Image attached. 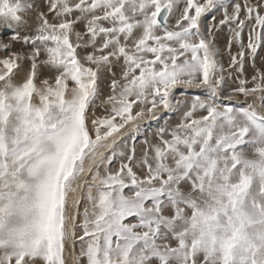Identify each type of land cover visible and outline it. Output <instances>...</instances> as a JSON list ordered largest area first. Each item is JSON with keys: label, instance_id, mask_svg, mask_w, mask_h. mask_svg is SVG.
<instances>
[{"label": "snow or ice", "instance_id": "obj_1", "mask_svg": "<svg viewBox=\"0 0 264 264\" xmlns=\"http://www.w3.org/2000/svg\"><path fill=\"white\" fill-rule=\"evenodd\" d=\"M262 50L264 0H0V264H264Z\"/></svg>", "mask_w": 264, "mask_h": 264}, {"label": "rangeland", "instance_id": "obj_2", "mask_svg": "<svg viewBox=\"0 0 264 264\" xmlns=\"http://www.w3.org/2000/svg\"><path fill=\"white\" fill-rule=\"evenodd\" d=\"M41 2H42V0H35V3H37V4H41ZM9 31L10 30H4L3 31V33H2V35H3V37H5L6 35L8 36L9 34H7V33H9ZM31 33V29H29L28 31H26L25 32V34H30ZM226 35H227V29L225 28L223 31H222V33L220 34V39H219V41H218V43L221 45V48L223 49L224 48V46H225V44H226V39H225V37H226ZM7 36L5 37V38H7ZM246 38H247V30H245V41H246ZM22 48V45L21 44H16L15 46H14V49L13 50H20ZM234 51H235V49H234ZM3 55V53H0V56H2ZM261 55H264V50H262L261 51ZM223 59H224V61H225V65H227V56L225 55L224 57H223ZM257 66H260V60H259V58L257 59ZM251 71H252V69H251V66L249 65V66H246V72H247V74H251ZM234 87L235 85H234V83L232 82V81H228V83L226 84V87ZM101 87H102V89H104L105 91L107 90V85H106V83H102L101 84ZM189 96H192V95H202L203 93L199 90L198 92H191V93H187ZM235 100H238V101H240V103H239V105H235L234 103H233V106L234 107H240V106H246L245 105V102H244V98L243 97H238V98H236ZM175 116L174 117H172V120H173V122H175L177 119H178V116H179V114H174ZM143 138L142 137H140V138H138L136 141H135V143H136V145H137V149H138V151H139V148H140V140H142ZM128 143H129V145H131L132 143H133V141L131 140V139H129L128 141H127ZM118 161L113 165V167H116V166H118ZM82 210V209H81ZM77 250H78V247H77Z\"/></svg>", "mask_w": 264, "mask_h": 264}, {"label": "bare ground", "instance_id": "obj_3", "mask_svg": "<svg viewBox=\"0 0 264 264\" xmlns=\"http://www.w3.org/2000/svg\"><path fill=\"white\" fill-rule=\"evenodd\" d=\"M9 32H10V31H9ZM7 34H9V33H7ZM6 36H7V35H6ZM6 36H5V37H6ZM227 87H228V86H227ZM198 91H199V90H196V89L188 90L189 93H191V92H198ZM233 103L237 106V105H239L240 101H238V100H234ZM174 116H175V115L173 114L172 117H174Z\"/></svg>", "mask_w": 264, "mask_h": 264}]
</instances>
